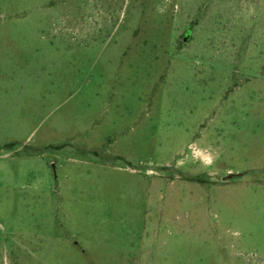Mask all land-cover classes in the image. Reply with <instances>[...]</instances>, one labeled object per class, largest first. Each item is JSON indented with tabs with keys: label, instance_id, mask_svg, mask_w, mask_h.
<instances>
[{
	"label": "rangeland",
	"instance_id": "374dc122",
	"mask_svg": "<svg viewBox=\"0 0 264 264\" xmlns=\"http://www.w3.org/2000/svg\"><path fill=\"white\" fill-rule=\"evenodd\" d=\"M0 264H264V0H0Z\"/></svg>",
	"mask_w": 264,
	"mask_h": 264
},
{
	"label": "clouds",
	"instance_id": "9594fccd",
	"mask_svg": "<svg viewBox=\"0 0 264 264\" xmlns=\"http://www.w3.org/2000/svg\"><path fill=\"white\" fill-rule=\"evenodd\" d=\"M203 152H206L207 155L202 156L201 153ZM194 159L208 168L215 164L217 155L214 154L210 149H200L194 153Z\"/></svg>",
	"mask_w": 264,
	"mask_h": 264
},
{
	"label": "water",
	"instance_id": "95a60500",
	"mask_svg": "<svg viewBox=\"0 0 264 264\" xmlns=\"http://www.w3.org/2000/svg\"><path fill=\"white\" fill-rule=\"evenodd\" d=\"M189 37H190V33L188 32V33L186 34L184 40H185V41H188Z\"/></svg>",
	"mask_w": 264,
	"mask_h": 264
}]
</instances>
